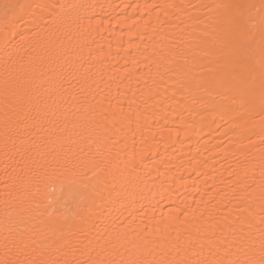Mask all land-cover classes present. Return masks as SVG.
<instances>
[{
    "label": "bare ground",
    "instance_id": "obj_1",
    "mask_svg": "<svg viewBox=\"0 0 264 264\" xmlns=\"http://www.w3.org/2000/svg\"><path fill=\"white\" fill-rule=\"evenodd\" d=\"M21 2L0 40V262L258 257L264 0Z\"/></svg>",
    "mask_w": 264,
    "mask_h": 264
},
{
    "label": "snow or ice",
    "instance_id": "obj_2",
    "mask_svg": "<svg viewBox=\"0 0 264 264\" xmlns=\"http://www.w3.org/2000/svg\"><path fill=\"white\" fill-rule=\"evenodd\" d=\"M2 8L5 11L4 16V27L0 28V40H3L5 43L9 41L10 37L16 36L20 34L18 32V26L20 21H22L29 12L32 11V5L23 3L21 0H14V2H4L2 5ZM55 4H48V3H36L35 9L37 11L45 12L48 11L51 8H55ZM61 8L65 7L63 5L60 6ZM72 8H75V5L71 6ZM238 10L242 8V5H235ZM9 13H11V19H9ZM239 15V14H238ZM36 18H42V14L40 17H36L34 14V19ZM238 19V17L236 18ZM246 259H235V260H229L227 261V264H264V241L261 242V246L259 249V255L258 257L255 254L247 255ZM0 264H4V262H0ZM10 264V262H9ZM26 264H57L54 260H39V261H32V262H26ZM217 264H224V262L219 261Z\"/></svg>",
    "mask_w": 264,
    "mask_h": 264
}]
</instances>
